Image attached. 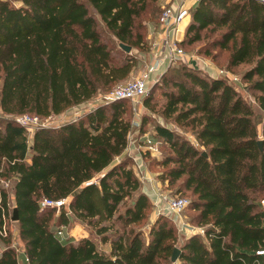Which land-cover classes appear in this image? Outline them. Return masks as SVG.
Listing matches in <instances>:
<instances>
[{
  "label": "trees",
  "instance_id": "trees-1",
  "mask_svg": "<svg viewBox=\"0 0 264 264\" xmlns=\"http://www.w3.org/2000/svg\"><path fill=\"white\" fill-rule=\"evenodd\" d=\"M149 2L0 0V264H19L5 229L3 181L10 183L26 264H264V254L256 253L264 248V0H198L179 42L183 48L203 41L206 56L213 47L225 51L226 70L246 66L240 80L261 111L259 127L232 82L186 64L174 74L169 66L143 99L147 109L192 136L160 124L150 135L168 147L156 161L162 167L157 178L170 194L188 195L189 221L203 227L202 235L179 241L162 214L146 238L125 228L142 221L149 206L126 151L128 99L99 102L57 125L41 124L30 137L14 119L62 115L126 78L134 59L122 45L140 44L135 20ZM95 15L125 50L119 62ZM154 89L163 98L158 107ZM148 119L142 116L137 136L146 132ZM44 197H66L69 213L62 206L53 218L55 209L39 205ZM75 221L91 226L108 249L99 250L89 236L75 244L57 236ZM117 223L123 230L113 233Z\"/></svg>",
  "mask_w": 264,
  "mask_h": 264
},
{
  "label": "rangeland",
  "instance_id": "rangeland-1",
  "mask_svg": "<svg viewBox=\"0 0 264 264\" xmlns=\"http://www.w3.org/2000/svg\"><path fill=\"white\" fill-rule=\"evenodd\" d=\"M149 1L150 2H149L147 9L144 12H142L135 20V30L134 31L136 34H139L141 36V42L138 46L136 45L129 46V50L127 51L123 50L122 48L118 46V42L116 38L111 34V32H109L104 27V25L98 19V16L95 15L96 24H97L98 29L101 32L102 39L109 46L113 47L112 56H113L114 62H119L121 58L122 51H120V49L128 53L134 59V63L126 78L116 81L115 83L110 85V87L106 89H100L97 92V95L95 97H101L106 92L116 87L117 85H122L126 81L138 76L140 72L142 71V69H144V67L149 63V61L152 60L151 58H152V53L154 50L153 43L156 41V37L159 31L158 13L162 9V7L165 6L167 3H169L171 0H149ZM188 21H189V17L187 19V23ZM187 23L186 25H188ZM206 48H207V45L204 44L203 41H200V42L198 41L192 44L184 43L183 49L187 55L188 62L187 63H181V62L169 63L168 65L164 67L163 72L167 70V68L170 66L171 70L168 73L174 74L176 72V69L181 64L189 65L193 67L194 69H197L201 72L202 71L206 72V68H214V69L223 68L226 63L227 53L223 50H220L218 47H213V48H210L212 56H206L204 54V50ZM245 67L246 66L244 65L237 66L234 68H230L229 70L227 69V71L229 74L231 73L232 75H235L238 77V80L233 81L232 84L236 88V90L239 91L245 103H247L252 108L254 112V120L256 122L257 127H259L258 120L260 119L261 111L258 110L257 106L254 103L251 90L247 87L245 82L240 80L241 72L245 69ZM159 77L160 75L157 76V78L155 77L154 82ZM153 83L150 84L149 89L153 85ZM160 91H161L160 89H154V92H153V96L155 97L154 101L158 102L157 107L160 105V103L163 100L162 96L160 95ZM147 93L141 99L137 101H134V102L131 100L125 101L131 120L138 121L137 126L132 124V130L128 137L129 142L130 143L132 142L135 145L137 144L143 145L142 139L138 138L137 136L139 123L143 115H146L149 117V119L146 121V124L144 126V129L146 131L145 133H147L148 135H154V125L160 124V125H166L173 131L181 135H184L185 137L189 139H192V136L189 134L188 131L184 130L183 128L178 127L170 120L163 119V117L159 113L152 112L143 105V99L147 95ZM69 117H70L69 114H66V113L63 115L54 116L51 120L48 121V123H50V125H55L57 122L64 121V119L66 120ZM27 134H28V137H30V134H31L30 129L27 130ZM156 144L158 148V153H156L155 155L150 154V153H148L147 155L145 154L143 155L142 154L143 152H140V155H138V158H140V161L142 162L144 166V170H145L144 174L148 177V180H142L138 178L141 184L140 191L145 192L148 196L149 206L146 209V215L142 221L135 223V224H131L130 226H125L126 229L132 228L134 231L139 230L143 238L147 237V232H148V228L150 224L154 221V219L158 215H160L158 213L157 205L153 202L152 192L170 193L169 192L170 190L165 188V185L156 176L157 173L160 172L162 169V167L158 165L156 161H159L163 158L164 154L168 151V147H167V144L162 139H159V142H156ZM130 148L131 149H129V153L128 152L127 153L131 156L136 157L137 154L131 151L132 147ZM133 165H134V160H133ZM6 189L8 192V205H9L8 216L5 222L6 233L9 234V240H10L9 244L14 249L18 263L26 264L25 255L22 253V247H21L22 243L18 238L17 224L13 220L10 219L11 213H12L11 208L13 204V199H12V193L10 190L9 182H8V186L6 187ZM176 194L179 195V193H176ZM180 196H184L188 198L187 194H181ZM128 203H130V199H127L125 201V205ZM122 209H123V206L120 207L121 211ZM57 213L58 212L55 210L53 214V218L56 217ZM192 213L193 212L191 210L184 208L182 211V219L191 223L189 221V218ZM123 227L124 226H122L121 223H117L115 224V228H114L115 231L113 229L112 231L113 233H120L123 230ZM175 231H176L175 233L179 241L183 239L184 237H186L185 233L178 232L176 228H175ZM87 236L92 237L95 240L97 248L99 250L108 249V244L102 243L99 241L98 237H96V235L94 234V230L91 226L85 225L83 223H79L78 221H75V224L72 226H63L62 235L60 236V238L63 241L69 240L70 242L75 244L80 238L87 237Z\"/></svg>",
  "mask_w": 264,
  "mask_h": 264
},
{
  "label": "built area",
  "instance_id": "built-area-1",
  "mask_svg": "<svg viewBox=\"0 0 264 264\" xmlns=\"http://www.w3.org/2000/svg\"><path fill=\"white\" fill-rule=\"evenodd\" d=\"M198 0H171L165 6L162 7L158 16V34L156 41L153 43L154 50L152 53V60L142 69L140 74L122 85L110 89L101 97H93L91 100L73 106L69 108L65 113L69 114L70 119L77 118L84 110L95 106L99 102H108L116 99H128L131 101H137L141 99L148 91L151 83L154 82L155 77L161 75L164 67L169 63L181 62L187 63V55L184 49L179 45L184 35V29L189 17L190 10L195 6ZM207 74L212 77L225 78L230 82L237 81L238 77L229 74L224 68H206ZM64 113V114H65ZM63 115V114H62ZM54 116L46 118H38L34 115L21 114L14 119L17 123L30 129L31 131L41 125L48 123ZM57 122L55 125H57ZM133 125H138V121L132 120ZM129 137V136H128ZM138 138L142 139L143 145L130 143L128 140L126 151L129 153L130 147L136 149L137 156H131L134 160V169L138 178L142 180H148V177L144 174V166L138 158L140 152H149L155 155L158 153L157 144L152 140L150 135L142 133L138 135ZM129 155V154H128ZM103 175V171L98 173L96 177H93L91 181H96ZM3 186H8V181H3ZM153 202L158 207V213L168 217L174 224L178 232L185 233L186 236L198 233L203 234L204 230L202 226L191 224L182 219V211L188 203V199L184 196L170 194V193H154L152 194ZM263 203V201H261ZM41 208L55 209L57 212L60 207L66 209V213H69L67 208V198L51 199L42 198L39 202ZM57 236L62 235V227L56 231ZM257 254H264V248L256 251Z\"/></svg>",
  "mask_w": 264,
  "mask_h": 264
},
{
  "label": "water",
  "instance_id": "water-1",
  "mask_svg": "<svg viewBox=\"0 0 264 264\" xmlns=\"http://www.w3.org/2000/svg\"><path fill=\"white\" fill-rule=\"evenodd\" d=\"M122 47L126 51L129 50V46H127V45H122ZM257 145L261 149V141L260 140L257 141ZM10 219L11 220H16L17 219V213H16V210L15 209H12V213H11ZM177 253H178V248H174L173 251H172V254H171V260L172 261H176Z\"/></svg>",
  "mask_w": 264,
  "mask_h": 264
},
{
  "label": "crops",
  "instance_id": "crops-1",
  "mask_svg": "<svg viewBox=\"0 0 264 264\" xmlns=\"http://www.w3.org/2000/svg\"><path fill=\"white\" fill-rule=\"evenodd\" d=\"M209 69H211V68H209ZM212 69H213V68H212ZM131 151L136 153V150H134L133 148H132V150H131ZM152 193H153V192H152ZM152 193H151V194H152Z\"/></svg>",
  "mask_w": 264,
  "mask_h": 264
}]
</instances>
